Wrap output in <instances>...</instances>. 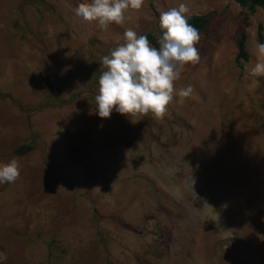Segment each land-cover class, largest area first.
<instances>
[{"label":"rangeland","instance_id":"1","mask_svg":"<svg viewBox=\"0 0 264 264\" xmlns=\"http://www.w3.org/2000/svg\"><path fill=\"white\" fill-rule=\"evenodd\" d=\"M83 2L0 0V163L19 165L0 184V264H264V77L248 74L264 10L142 0L101 30L76 19ZM181 3L212 20L163 117H98L101 58Z\"/></svg>","mask_w":264,"mask_h":264},{"label":"clouds","instance_id":"2","mask_svg":"<svg viewBox=\"0 0 264 264\" xmlns=\"http://www.w3.org/2000/svg\"><path fill=\"white\" fill-rule=\"evenodd\" d=\"M142 0H84L74 9L80 22H95L101 30L111 24H121L128 9H139ZM184 3L159 13L158 47L146 35L132 29L123 33L124 43L101 58L106 70L98 79L95 114L109 118L113 112L129 116L151 114L161 119L174 98V82L180 78L186 64L199 61L196 47L198 30L188 23ZM252 55L256 62L248 70L252 78L264 77V43H257ZM255 79H253V83ZM192 94V86L175 90V102L183 104ZM19 176L15 158L0 163V184L14 182ZM210 206V205H209ZM211 207V206H210Z\"/></svg>","mask_w":264,"mask_h":264},{"label":"trees","instance_id":"3","mask_svg":"<svg viewBox=\"0 0 264 264\" xmlns=\"http://www.w3.org/2000/svg\"><path fill=\"white\" fill-rule=\"evenodd\" d=\"M234 1L237 4H239L241 7L248 9L252 13H255L258 8H261L264 10V0H234ZM211 20H212V16L210 14L191 15L188 17V23L194 26L198 30V32L206 31L209 27V24L211 23ZM144 35L148 37L149 42L153 46L158 47L157 38L160 35L159 19H157L156 31L153 33H147ZM258 39H259V43H264V26L262 24H259V27H258ZM247 41H248V34L244 32L240 36L238 40V44H237L238 54L236 56V63L239 64L241 68L243 66V62H248L250 60V54L247 51ZM103 71H101L97 75L96 77L97 83H98L99 76L101 75ZM32 149H33L32 145H23L17 148L14 153L16 155H23V154L31 152Z\"/></svg>","mask_w":264,"mask_h":264}]
</instances>
